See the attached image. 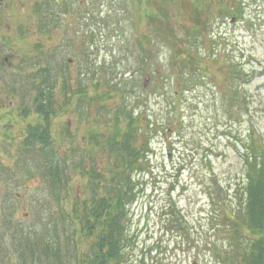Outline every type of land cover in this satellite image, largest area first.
<instances>
[{
	"label": "trees",
	"instance_id": "16d2710c",
	"mask_svg": "<svg viewBox=\"0 0 264 264\" xmlns=\"http://www.w3.org/2000/svg\"><path fill=\"white\" fill-rule=\"evenodd\" d=\"M13 1L0 0V4ZM29 1L31 22L28 26L20 24L19 30L21 35L35 37L28 58L39 65L28 76L33 86L27 100H31L36 112L45 113L44 121L48 115L46 110L50 113L49 108L61 97L64 102L60 100L57 107L71 106L83 122L109 126L101 132L91 128L90 136H82L104 140L99 154L107 159L104 165H99L91 158L99 151L78 154L55 150L47 121L44 126L37 121L35 127L28 128L19 150L36 153L32 148L49 146V151H42V157L36 158L40 168L33 174L41 175L42 181L36 182L49 183L58 207L50 208L48 219L39 217L36 224L24 229L14 223L15 209L6 198L0 228V259L7 254L11 264L182 263V259H175L177 252L166 248L162 251L157 241L149 245L139 242L131 207L141 191L139 176L151 171V135L157 131L179 133L178 125L183 120L181 100L197 83L207 86V74L200 72L202 58L192 52L189 44L201 45L211 39L217 57L228 53V49H221L218 44L228 34L215 26L227 24L232 18L243 20L246 17L244 0H188L191 25L184 27L183 35L176 34L169 26L171 35L165 43L170 42L173 48H169L167 63L158 61L159 65L148 45L152 43L156 21L169 24V20L165 8L147 7L150 0H110L107 3H114L117 8L104 15L94 13L91 3L85 0L88 3L82 18L90 22L100 20L106 25L103 34L118 39L115 51L109 50L110 55L100 59L93 30H83L80 38L74 25L61 23L69 15L76 18L73 11L77 0ZM83 2L78 0V4ZM161 2L166 6L178 0ZM109 17L114 21L104 23ZM141 23L148 25L151 33L141 32ZM228 67L230 76L239 78L242 91L246 90L247 80L257 72L256 68H246L232 60ZM135 76L144 78L140 84L142 90H138ZM239 85L235 92L241 91ZM150 94H159L162 100H167L160 120L156 112L147 109ZM251 136L239 151L241 170L235 187L225 190L215 179L212 181V188H217L219 193H231L234 200H221L219 212L211 217L215 226L211 229L213 237L206 243L203 262L264 264V140L256 137L254 130ZM38 154L35 155L40 157ZM3 156H0L2 164ZM25 164L18 163L16 158L13 160V155L12 162L4 164L0 173V196L1 190L11 182L9 179L18 173V167L19 172L28 176L32 173L28 162ZM74 177L84 178L82 188L89 192L83 198L75 196L70 202L66 196ZM18 194H15L17 198ZM165 210L169 230L188 245V221L184 214L174 202ZM219 237L222 240L218 241ZM199 262V253L188 258V264Z\"/></svg>",
	"mask_w": 264,
	"mask_h": 264
},
{
	"label": "rangeland",
	"instance_id": "374dc122",
	"mask_svg": "<svg viewBox=\"0 0 264 264\" xmlns=\"http://www.w3.org/2000/svg\"><path fill=\"white\" fill-rule=\"evenodd\" d=\"M87 1L91 3L94 13L100 12L101 15L117 8L114 3L112 5L107 3L110 0ZM88 2L84 0L83 3L78 4L77 0L73 11L76 18H71L69 15L61 23L63 26L74 25L80 38L83 37V30H93L96 54L100 59L103 56H109V50L115 51L114 44L118 39L114 35L103 34L106 31V25L100 20L90 22L82 18L85 4ZM244 5L246 17L243 20L231 19L227 24L215 26L218 31L228 34L226 38L218 41L221 49H228V53L224 52L225 54L217 57V53L212 50L215 44L211 42V39L201 45L189 44L192 52L202 58L200 62L203 69L200 72L207 74L205 78L207 86L197 83L181 100L183 120L182 124L178 125L179 133L157 131L151 135L149 148L151 171L139 176L141 191L137 193L136 201L131 207L133 227L137 229L141 244L144 242L149 245L151 241H157L161 243L162 251L166 248L168 251L172 249L177 252L175 259L177 261L182 259V263L172 261L169 264H188V258L192 259L195 253H199L198 264H216L212 261H202L206 255V243L213 237L211 229L215 226V221L211 220V217L216 214V211L219 212L221 200L229 202L234 199L231 193L224 191L219 193L217 188H212V181L215 179L225 190L227 187L234 188L235 180L239 177L241 170L239 151H242L243 143L250 141L252 130L256 137L264 140V0H244ZM147 7L154 10L157 7L160 10L165 8L168 15L169 24L156 21L155 30L152 31V43L148 45L153 50L154 61H157L158 65V61L167 63L169 48H173L169 45L170 42L167 43L168 45L165 43L171 35L169 26L176 34L183 35L184 27L191 25L188 0H178L177 3L166 6L161 0H150ZM30 13L29 0H15L7 5L0 4V99L5 104L9 99L4 91L6 90L4 79L6 78L8 83L16 87L13 102L27 101L33 86L28 76L31 77L33 69L39 65L37 61L32 62L28 58L30 50L33 49L35 37L21 35L19 30L20 24L28 26L31 22ZM113 21V18L109 17L104 23ZM147 26L141 23L140 31L151 33V28ZM161 43L166 46H161ZM4 57L13 60L12 68L3 64ZM58 58L61 56L59 55ZM230 60L240 62L246 68L257 69L251 79L247 80L244 91L239 85V78L230 76L228 67ZM52 62H55V58ZM2 78L4 79L1 80ZM134 80L138 83V90H142L140 84L144 78L135 76ZM238 85L241 91L235 92ZM60 100L64 102L61 97L57 99L46 116L50 126L49 132L53 138V147L57 148L60 144L61 150L76 151L78 154L80 151L90 153L99 151L91 158L94 157L99 165H104L107 158L104 154V156L99 154V147L104 140L98 142L95 139L93 141L90 138H82V136H90L91 128L101 132L109 126L83 122V118H80L71 106L57 107ZM3 102L1 105L4 104ZM166 104L167 100H162L159 94H150L147 109L156 112L160 120L162 108ZM27 105L30 106V103L27 102ZM23 114L26 115V112L24 111ZM36 117L30 111L28 121L31 120L34 123ZM27 135L26 133L25 136ZM78 144L82 146V150L73 147ZM32 151L36 153L24 152L21 149L13 152L0 151V156L6 154L2 157L3 164L0 163V173L4 164L12 162V155L13 160L16 158L18 163L26 165L25 163L28 162L30 165L28 167L32 170L28 176L23 171L19 172L18 167V173L15 172L9 179L11 182L8 187L1 190L0 228L4 216L2 208L7 205L6 198L13 203L15 209L12 218L14 223L20 224L24 229L36 224L39 217L48 219L50 208L58 207L49 183L46 180L36 182L35 180L39 179L42 181L41 175L33 174L40 168L35 160L42 157L40 155L42 151H49V146L46 148L37 146L36 149L32 148ZM37 153L40 157L35 155ZM3 175L6 177V172H3ZM69 183V191L65 195L67 194L66 198H69L70 202L77 195L83 198L88 194L89 191L82 188L85 184L84 178L74 177ZM14 193H19L18 198ZM170 202L176 204L188 221V245L182 242L174 231H170L165 223V209ZM231 205H235V202ZM217 240L220 241L222 238L219 237ZM7 257L6 254L3 260L0 259V264H11Z\"/></svg>",
	"mask_w": 264,
	"mask_h": 264
},
{
	"label": "flooded vegetation",
	"instance_id": "af4514ba",
	"mask_svg": "<svg viewBox=\"0 0 264 264\" xmlns=\"http://www.w3.org/2000/svg\"><path fill=\"white\" fill-rule=\"evenodd\" d=\"M4 61L5 62L3 64L5 66L9 65L8 67L12 68L13 60L8 59V57H4ZM3 79L4 78H2L1 80ZM4 83L6 88V90L4 91L6 92L7 99L9 100L7 104H5L0 99V101L4 103L1 105L0 102V151H18L19 139L22 140L24 138L26 132L28 131V128L35 127L39 119H41L39 123L44 126L46 120L44 121L42 118L44 117L45 113L36 112L31 100L21 102L16 100L14 101V103L13 98L16 95V87L14 85L12 86L11 83H8L6 81V78L4 79ZM27 102L30 103V106L27 105ZM27 106L28 108H26ZM24 111L26 112V115L23 114ZM30 111L37 116L34 123L31 120L28 121V114L30 113ZM46 112L48 113V110H46ZM22 122L23 124H20ZM46 127L50 128L49 124ZM73 147L81 148L79 144L78 146L74 145ZM61 149L62 146L58 144L57 151H63Z\"/></svg>",
	"mask_w": 264,
	"mask_h": 264
},
{
	"label": "water",
	"instance_id": "95a60500",
	"mask_svg": "<svg viewBox=\"0 0 264 264\" xmlns=\"http://www.w3.org/2000/svg\"><path fill=\"white\" fill-rule=\"evenodd\" d=\"M233 19V18H232Z\"/></svg>",
	"mask_w": 264,
	"mask_h": 264
}]
</instances>
